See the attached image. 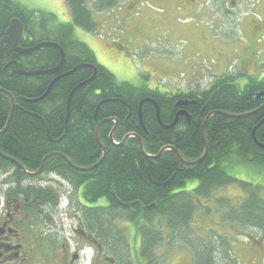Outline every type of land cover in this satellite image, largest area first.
<instances>
[{
	"label": "trees",
	"instance_id": "16d2710c",
	"mask_svg": "<svg viewBox=\"0 0 264 264\" xmlns=\"http://www.w3.org/2000/svg\"><path fill=\"white\" fill-rule=\"evenodd\" d=\"M123 1L65 0L71 21L60 23L54 14L31 12L14 1L0 0V42L11 21L17 19L24 29L21 47L55 43L66 56L58 73L13 75L16 70H52L59 66L61 55L56 49L44 48L30 56H20L5 46L0 57V133L9 123L11 97L15 111L8 130L0 136V169L11 171L14 167L21 172L13 166L15 160L27 171L36 172L47 156L61 153L73 166L54 156L46 161L43 172L58 176L71 190L84 187L85 203L76 206L77 216L87 221L92 230L104 234L115 251L117 235L110 230L120 233V249L117 253L112 251L118 264H166L159 253L162 249L169 253L173 246L187 251L191 264H238L233 251L237 238L248 237L251 231L264 232V188L231 176L227 168L230 160L264 168V149L257 146L253 137L254 134L264 146V123L258 127L264 120V108L260 109L264 100L257 98L263 85L251 83L243 87L232 84L224 75L202 90L168 94L148 85L136 87L117 81L98 63L94 51L75 37V28L96 33L97 12L92 11V6L107 13ZM81 65L87 67L63 77ZM94 74L95 79L72 96L66 123L71 93ZM54 80L57 81L47 97L32 103L48 92ZM145 100L158 105L160 117L152 102L141 108ZM180 101L189 104L177 106ZM180 111L188 113L190 122L180 116L176 126L165 129L175 122ZM215 112L223 114L212 116L206 124L204 138L209 152L199 165L182 164L174 151H166L155 160L140 151L138 137L148 156H157L163 148L172 147L183 160L198 161L206 148L203 125ZM41 119L56 142L48 139ZM114 121L119 124L115 143H121L129 134L135 135L122 147L113 146L109 140ZM102 122L105 123L100 127L99 140L107 155L99 167L85 176L78 168H91L103 157L97 139V128ZM147 172L160 184L174 179L166 187L156 186L149 181ZM191 181L198 185L186 190ZM230 185H238L243 198L219 195ZM213 214L219 218L216 229L204 228L198 219ZM122 222H127V226ZM129 229L137 233L139 240L136 259L131 254Z\"/></svg>",
	"mask_w": 264,
	"mask_h": 264
},
{
	"label": "rangeland",
	"instance_id": "374dc122",
	"mask_svg": "<svg viewBox=\"0 0 264 264\" xmlns=\"http://www.w3.org/2000/svg\"><path fill=\"white\" fill-rule=\"evenodd\" d=\"M11 1L31 12L54 14L60 23L71 21L65 0ZM92 7V11L99 13L94 14L97 32L92 34L75 28V37L94 51L98 63L114 74L117 81L136 87L148 85L150 89L168 94L202 90L209 87L216 76L228 75L229 78L237 73L241 66V54L237 50L244 49L240 44L248 47L242 39L244 35L247 36L240 27L234 25L229 28L226 18L211 13L210 6L207 9L204 5L198 6L195 8L196 14L191 16L187 15L190 10H182L180 16L175 14L178 13L175 10L165 13L149 2H143L138 7L141 14L131 19H128V15L134 10L130 2L119 3L110 17H106L109 14L106 11H103L104 14ZM119 8L122 11H116ZM124 12L126 16L122 15ZM149 18L157 22H151ZM259 45L260 55H264V42ZM259 78L263 79L264 76ZM228 164L227 171L231 176L264 188V168L238 160H230ZM197 185V181H191L186 190ZM64 189L68 191L69 188L66 186ZM218 193L227 198H243L244 195L238 185L227 186ZM198 220L204 228L209 229H216L215 225L219 223L215 214ZM247 234L248 237H238L233 248L240 262L238 264H264V232L251 231ZM164 251L162 249L159 256L166 264H191L189 253L182 251L181 246H173L169 253Z\"/></svg>",
	"mask_w": 264,
	"mask_h": 264
},
{
	"label": "flooded vegetation",
	"instance_id": "af4514ba",
	"mask_svg": "<svg viewBox=\"0 0 264 264\" xmlns=\"http://www.w3.org/2000/svg\"><path fill=\"white\" fill-rule=\"evenodd\" d=\"M140 1L160 4L165 13L175 10L178 12L175 14L180 16L182 10H190L187 15L191 16L196 14L195 8L198 6L204 5L206 9L210 6L211 13L226 18L229 28L239 26L247 36L244 35L242 39L248 47L240 44L244 48L237 50L241 54L242 66L229 78L232 84L243 87L261 83L263 88L258 94H263L259 99L264 100V78H259L264 76V55H260L259 45L264 42V0H124V3L130 2L134 10L129 12L128 19L138 12ZM118 10L122 11L120 8ZM21 39V49L33 48L21 47ZM13 164L22 171L18 172L14 167L11 171L8 168L0 169V264H87L86 255L90 258L88 264H118L112 251L117 253L120 249V233L110 230L117 235L114 239L115 251L104 234L92 230L87 221H81L77 216L76 206L85 203L84 187L71 190L68 184L54 174L43 171L37 174V171L26 169L25 172L20 163L21 166ZM82 172L86 176L90 171ZM66 186L68 191L64 189ZM65 198L69 203L64 212L61 203ZM122 225L126 227L127 222H122ZM129 231L130 251L136 259L135 255L140 249L139 240L135 231Z\"/></svg>",
	"mask_w": 264,
	"mask_h": 264
},
{
	"label": "water",
	"instance_id": "95a60500",
	"mask_svg": "<svg viewBox=\"0 0 264 264\" xmlns=\"http://www.w3.org/2000/svg\"><path fill=\"white\" fill-rule=\"evenodd\" d=\"M9 28H10L9 31H8V36H9V38H7V39L5 38V39L1 42V44H0V53L3 52V49H4V46H5V45H9V46H10V47H11L16 53H18L19 55H23V54H24V55H32L33 52L39 50L40 48H42V47H44V46H47L46 48H51V47H53L54 49L58 50V52H59L60 55H61V62H60V64H59V66H58L57 68H55L54 70L46 71V72H24V71H15V72H13V75H20V76H27V77L40 76V75H51V74H54V73L58 72L60 69H62V67L64 66V63H65V54H64L63 49H62L60 46H58L57 44H54V43H41V44H38V45H37L35 48H33V49H30V50H28V49H26V50H21V49H19V47H18V42H19L20 38L22 37V35H23V31H24V30H23V26H22V24H21L19 21L14 20V21L11 23V25H10ZM82 67H85V66H79V67L75 68V69L72 71V73H74L75 71L81 69ZM68 75H70V74H67V75H65V76H63V77H66V76H68ZM93 79H94V78H93ZM93 79H91V80L85 82L84 84L78 86L77 88H75V89L73 90V92H72L71 95H70L69 101H68V108H69V109H70V102H71V99H72V96L74 95V93H75L79 88H81V87H83V86L89 84L90 82H92ZM56 81H57V80H55L54 82H52V84L50 85L49 90H48V92H47L46 94L49 93L51 87L55 84ZM46 96H47V95H46ZM46 96H44V97H46ZM44 97L41 98V99H39V100H36V101H41L42 99H44ZM11 99H12V108H14V100H13V98H11ZM146 102H148V101L145 100V101L142 102V104H141V108H142V105H143L144 103H146ZM188 104H189L188 102L181 101V102H179V103L177 104V106H186V105H188ZM192 104H196V103H192ZM155 106H156V105H155ZM257 111H258V110H257ZM257 111L252 112V113H249V114H246V115H243V116H240V117H247V116L253 115V114L256 113ZM13 113H14V111H12V113H11V115H10L9 123L7 124L5 130L2 131V132L0 133V136L3 135V134H5V132L8 130V128H9V124H10L12 118H13ZM157 113L159 114V111H157ZM217 114H221V113H220V112H215V113L210 114V115L208 116V118H207V121H208L212 116L217 115ZM180 116H185V117L188 118V120L190 119V117L188 116V114H187L185 111H180V112L177 114V117H176L175 122H174L171 126H167V127H164V128H165V129H171V128H173V127L176 125V123H177V119H178ZM41 120H42V119H41ZM42 122H43V120H42ZM67 123H68V120H67ZM262 123H264V121H263ZM262 123L259 124L258 127H260V126L262 125ZM101 125H102V123L98 126V130H99V128L101 127ZM205 125H206V124H205ZM205 125H204V127H205ZM117 127H118V124L116 125V127L114 128V130L112 131V133H111V135H110V141H111L112 143H113V136H114V133H115ZM258 127H257V128H258ZM203 131H204V128H203ZM48 136H49V133H48ZM131 137H135V135H128V136H126V137L124 138V140L122 141L121 144L113 143V146H116V147H122V146H124V144L126 143V141H127L129 138H131ZM253 137L255 138V135H254V134H253ZM50 140H51V139H50ZM138 141H139V148H140L141 152H142L147 158H149V159H153V160L158 159L159 157H161V155H162L165 151H167V150H174L172 147H165V148L162 149V151L159 153V155H158L157 157H151V156L146 155V153H145V151H144V148H143L142 141L140 140V138H138ZM256 144H257V146H259V147H261L262 149H264V146L261 145V144H259V143H257V141H256ZM101 147H102V149H103V157H102V159L99 161V163L96 164V165H95L94 167H92V168H89V169H78V170L86 172V171H89V170H92V169L98 167V166L103 162V160L106 158V155H107V152H106L105 147H104V146H101ZM205 147H206V148H205V154H204V156H203L201 159H199L198 161H195V162H186V161H184V160L181 158L180 154H179L178 152H176L175 150H174V151L177 153V156H178V157L184 162V164H185L186 166H195V165L200 164V163H201V162L207 157L209 150H208V146L206 145V143H205ZM54 155H58V154H51V155L47 156V157L44 159V161H43V163H42V166H41L40 170L37 172V174H39V173H41V172L43 171V167H44L46 161H47L49 158H51L52 156H54ZM12 161H13L15 164H18L15 160H12ZM72 166H73V165H72ZM29 175H30V176H34L35 174H29ZM148 177H149V180L151 181L152 184H154V185H156V186H160V187L168 186V185L170 184V182H171V180H170V181H168L167 183H162V184H160V183H156V182H154L153 179L150 177L149 173H148ZM172 179H174V177H173ZM127 206H129V205H127ZM152 207H153V206H151L150 208H152Z\"/></svg>",
	"mask_w": 264,
	"mask_h": 264
},
{
	"label": "bare ground",
	"instance_id": "6f19581e",
	"mask_svg": "<svg viewBox=\"0 0 264 264\" xmlns=\"http://www.w3.org/2000/svg\"><path fill=\"white\" fill-rule=\"evenodd\" d=\"M14 20H17V19H14ZM14 20H12L11 23H12ZM17 21H19V22L21 23L20 20H17ZM11 23H10V25H11ZM9 27H10V26H9ZM9 27H8V30H7V35H6V37H5L6 39L9 38V36H8V31H9V29H10ZM5 38H4V39H5ZM4 39H3V40H4ZM3 40H2V41H3ZM2 41H1V42H2ZM19 41H20V40H19ZM0 44H1V43H0ZM54 44H55V43H54ZM36 46H37V45H36ZM36 46H35V47H36ZM4 47H5V46H4ZM18 47H19V42H18ZM35 47H33V48H35ZM46 47H47V46H44V47H42V48H46ZM33 48H31V49H33ZM42 48H40V49H42ZM51 48H53V47H51ZM19 49H21V48L19 47ZM40 49H39V50H40ZM3 50H4V49H3ZM21 50H23V49H21ZM28 50H30V49H28ZM39 50H37V51H39ZM37 51H35V52H37ZM35 52H33V53H35ZM33 53H32V54H33ZM2 54H3V52L0 53V57H1ZM23 55H24V54H23ZM65 59H66V56H65ZM64 64H65V63H64ZM81 66H83V65H81ZM57 67H58V66H57ZM57 67H56V68H57ZM77 67H79V66H77ZM77 67H76V68H77ZM86 67H87V66L82 67L81 69L86 68ZM62 68H63V67H62ZM54 69H55V68H54ZM54 69H52V70H54ZM79 70H80V69H79ZM16 71H19V70H16ZM48 71H51V70H48ZM60 71H61V69H60L58 72H60ZM77 71H78V70H77ZM14 72H15V71H14ZM24 72H26V71H24ZM37 72H46V71H37ZM58 72H56V73H58ZM75 72H76V71H75ZM71 73H72V72H69V73H67V74H71ZM12 74H13V73H12ZM54 74H55V73H54ZM67 74H65V75H67ZM65 75H63V76H65ZM95 77H96V74H94V75L92 76L91 79H93V78L95 79ZM91 79H90V80H91ZM94 79H93V80H94ZM54 81H55V80H54ZM54 81H53V82H54ZM88 81H89V80H88ZM210 83H212V81H211ZM46 95H48V94H45L44 96H46ZM261 95H263V94H258L257 98L259 99V98L261 97ZM44 96H43V97H44ZM43 97H41V98H43ZM46 97H47V96H46ZM46 97H44V99H45ZM11 98H12V97H11ZM41 98H39V99H41ZM39 99H37V100H39ZM44 99H42L41 101H43ZM11 100H12V99H11ZM13 100H14V99H13ZM41 101L33 100V101H31V102H32V103H38V102H41ZM147 101H148V102H152L154 105H156V106H155V107H156V110L159 111L158 105H157L155 102H153V101H151V100H147ZM70 104H71V102H70ZM262 108H264V106H262L260 109H262ZM12 111H15V106H14V108H12ZM12 111H11V113H12ZM69 111H70V109L68 108V116H67L66 122H67V120H68V118H69V114H70ZM221 113H222V112H221ZM13 114H14V113H13ZM157 114H158V113H157ZM159 114H160V112H159ZM159 114H158V117H160ZM222 114H223V113H222ZM225 115H226V114H225ZM188 116H189V115H188ZM176 117H177V116H176ZM189 117H190V116H189ZM186 118H187V117H186ZM207 118H208V117H207ZM159 119H160V118H159ZM190 119H191V118H190ZM190 119L188 120V118H187L188 122H190ZM9 120H10V119H9ZM175 120H176V119H175ZM110 121H112V120H110ZM177 121H178V119H177ZM208 121H209V120H208ZM208 121H207V119H206L204 125L207 124ZM263 121H264V120H263ZM263 121H262V122H263ZM105 122H106V121H105ZM105 122H102V125H103ZM114 122L116 123V125L118 124L117 121H114ZM262 122H261V123H262ZM261 123H260V124H261ZM43 124H44L45 127H46V130H47V136H48V133H49L48 139L50 140V139H51L50 132H49L48 127H47V125L45 124L44 120H43ZM100 124H101V123H100ZM100 124H99V125H100ZM176 124H177V123H176ZM262 124H263V123H262ZM102 125H101V126H102ZM116 125H115V127H116ZM204 125H203V128H204V130H205L206 125H205V127H204ZM118 126H119V124H118ZM170 126H171V125H170ZM175 126H176V125H175ZM115 127H114V128H115ZM166 127H167V126H166ZM114 128H113V130H114ZM117 128H118V127H117ZM203 128H202V137H203L204 143H206V142H205V138H204V131H203ZM4 130H5V129H4ZM4 130H3V131H4ZM99 130H100V128H99ZM99 130H98V128H97V139H98L99 145H100V146H103V144H102V143L100 142V140H99ZM113 130H112V131H113ZM116 130H117V129H116ZM112 131H111V133H112ZM115 132H116V131H115ZM114 134H115V133H114ZM110 135H111V134H110ZM129 135H134V134H129ZM127 136H128V135H127ZM131 138H135V137H131ZM138 138H139V137H138ZM138 138H137V140H138ZM109 140H110V136H109ZM123 140H124V139H123ZM123 140H122V141H123ZM140 140L142 141L141 138H140ZM254 140H255V142H256V139H255V138H254ZM50 141H51V142H56V141H53V139H51ZM110 142H111V141H110ZM126 142H127V141H126ZM113 143H115V142H114V136H113ZM113 143L111 142L112 145H113ZM121 143H122V142H121ZM121 143H119V144H121ZM138 143H139V141H138ZM257 143H258V142H257ZM116 144H118V143H116ZM142 144H143V142H142ZM143 148H144V147H143ZM139 149H140V148H139ZM140 151H141V150H140ZM144 151H145V150H144ZM161 151H162V150H161ZM161 151H160V152H161ZM167 151H174V150H167ZM175 151H176V150H175ZM175 151H174V152H175ZM165 152H166V151H165ZM176 152H177V151H176ZM176 152H175V153H176ZM145 153H146V152H145ZM53 154H58V155H54V156L62 157V158H64L66 161H68V159L65 158V157H63L61 153H53ZM176 154H177V153H176ZM146 155H147V154H146ZM158 155H159V154H158ZM158 155H157V156H158ZM54 156H52V157H54ZM157 156H154V157H157ZM180 156H181V155H180ZM151 157H152V156H151ZM178 158H179V157H178ZM181 158H182V157H181ZM49 159H50V158H49ZM179 159H180V158H179ZM152 160H153V159H152ZM180 161L182 162V164H184V162H183L181 159H180ZM184 161H185V160H184ZM186 162H187V161H186ZM98 163H99V162H98ZM98 163H97V164H98ZM16 165L21 166L19 163L16 164ZM95 165H96V164H95ZM95 165H94V166H95ZM184 165H185V164H184ZM198 165H199V164H198ZM44 166H45V165H44ZM94 166H93V167H94ZM98 167H99V166H98ZM91 168H92V167H91ZM96 168H97V167H96ZM96 168H94V169H92V170H89V171L91 172V171L95 170ZM22 169H23L25 172H27V171L25 170L24 167H22ZM43 169H44V167H43ZM87 169H89V168H87ZM39 170H40V169H39ZM37 172H38V171H37ZM41 173H42V172H41ZM147 176H148V172H147ZM150 177H151V176H150ZM148 179H149V177H148ZM170 180H171V182L173 181V179H170ZM170 180H169V181H170ZM149 181H150V180H149ZM153 181H154V180H153ZM150 182H151V181H150ZM154 182H156V181H154ZM171 182H170V183H171ZM156 183H158V182H156ZM165 183H167V182H165ZM165 187H166V186H165Z\"/></svg>",
	"mask_w": 264,
	"mask_h": 264
}]
</instances>
